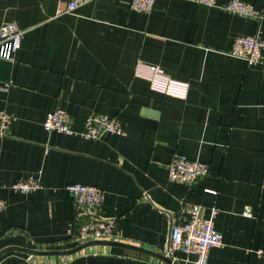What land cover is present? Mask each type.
Segmentation results:
<instances>
[{"label":"crops","instance_id":"1","mask_svg":"<svg viewBox=\"0 0 264 264\" xmlns=\"http://www.w3.org/2000/svg\"><path fill=\"white\" fill-rule=\"evenodd\" d=\"M245 1L261 16L186 0H155L149 13L130 9L129 0H94L71 12L68 0H0V25L24 31L13 59L0 58V81L9 83L0 109L11 116L0 135V250L72 248L75 227L97 216L114 223L112 240L193 264L186 258L195 255L167 245L195 203L204 216L217 209L222 243L209 249L207 264H264V58L248 65L229 53L236 36L264 40V0ZM137 61L186 82V96L151 89L134 75ZM56 107L69 113L73 134L44 130ZM91 113L117 118L125 133L82 138ZM174 153L205 161L209 173L171 181ZM30 175L37 189L10 188ZM68 182L103 189L101 209L76 206L63 190ZM0 264L168 263L101 244L67 255L10 250Z\"/></svg>","mask_w":264,"mask_h":264},{"label":"built area","instance_id":"2","mask_svg":"<svg viewBox=\"0 0 264 264\" xmlns=\"http://www.w3.org/2000/svg\"><path fill=\"white\" fill-rule=\"evenodd\" d=\"M91 1L94 0H68L67 10L71 12L78 6ZM186 1H193L207 7H219L241 16H261L262 14V10L245 0ZM154 4L155 0H129L128 3L130 9L142 13H149ZM23 32L16 23L11 21L3 22L0 25V58L13 59V54L20 47ZM263 51L264 40L258 35H239L233 39L229 53L245 60L248 65H254L263 60ZM134 75L148 80L154 91L180 98L187 94L188 84L172 79L158 65L137 61ZM8 86V82L0 81L1 91H6ZM10 117L4 109H0V135L6 133ZM42 126L47 132L74 133L69 113L60 107L48 112ZM106 133L123 135L125 133L124 126L113 116L105 113H91L85 118L79 135L87 140H97ZM208 173L209 167L205 161L190 158L183 153H174L167 164L168 178L175 182L189 184ZM39 186V179L34 175L17 179L10 184L12 190L19 192H30ZM63 190L71 195L76 206L96 211L102 207L104 191L98 186L82 182H68L64 185ZM206 190L209 193L216 192L213 189ZM5 205V200L0 197V211L4 209ZM186 212V219L171 227V247L174 251H182L187 256L195 255L192 260L186 258L193 264H207L209 249L222 243L221 235L214 227L217 209L212 207L209 214L204 216L199 204L188 203ZM242 214L251 216V207L245 205ZM115 231L112 221L90 218L75 227V238L78 243L95 239H111Z\"/></svg>","mask_w":264,"mask_h":264},{"label":"water","instance_id":"3","mask_svg":"<svg viewBox=\"0 0 264 264\" xmlns=\"http://www.w3.org/2000/svg\"><path fill=\"white\" fill-rule=\"evenodd\" d=\"M95 218H98L97 216ZM117 245V246H122V247H126L129 249H133L136 251H140L149 255H153L157 258H160L161 260L165 261L168 264H175L174 261L169 257L168 254H163V253H159L156 251H152L151 249H145L142 247H138L135 245H131L128 243H123V242H119V241H114L112 239H95V240H89V241H85V242H81L78 245L69 248V249H31V248H25V247H18V246H9V247H5L3 249L0 250V255H2L3 253L10 251V250H18L24 253H28V254H36V255H67V254H72L75 253L77 251H80L88 246H92V245ZM171 250V243H168L167 245V251Z\"/></svg>","mask_w":264,"mask_h":264}]
</instances>
